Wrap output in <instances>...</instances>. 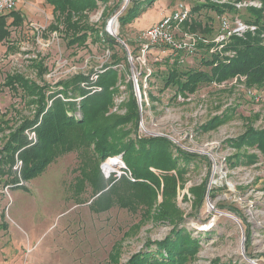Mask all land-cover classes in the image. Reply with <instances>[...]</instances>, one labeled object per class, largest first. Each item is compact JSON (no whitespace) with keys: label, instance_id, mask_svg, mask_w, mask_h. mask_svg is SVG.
Wrapping results in <instances>:
<instances>
[{"label":"rangeland","instance_id":"374dc122","mask_svg":"<svg viewBox=\"0 0 264 264\" xmlns=\"http://www.w3.org/2000/svg\"><path fill=\"white\" fill-rule=\"evenodd\" d=\"M166 3L172 10L180 3L189 8V19L181 25L178 36L187 33L197 39L195 52L149 53L143 63L139 60V32L134 29L158 22L159 9ZM116 4L117 0H110L106 6H99L88 15V23L115 39L109 29L114 18L116 36L128 51L122 48L125 55L118 50L108 51L91 43V39L82 47H68L60 33L48 31L54 20L52 8L44 0H18L23 24L11 28L9 40L0 43V150L4 137L23 119H31L34 111L33 105L26 102L29 100L22 101L3 87L7 75L20 74L39 86L55 87L60 81L82 74L92 81L80 87L96 94L101 91L95 84L97 75L104 72L105 66L113 65L115 53L120 59L113 67L119 77L118 92L107 116H123L130 95L139 107L136 83L142 104L130 138H163L171 144L173 157L178 159L176 153L184 152L195 158L189 162L179 158L177 168L165 175L152 170L160 181L163 175L176 180L175 192L168 197L161 182L153 206L140 199V191L126 184L133 180L122 155L110 156L100 164L102 188L81 181L79 158L74 152L55 159L21 189L7 186L10 179L0 176V251L4 263L126 264L131 256L145 250L147 242L165 239L177 224L200 240L199 251L188 264H264V156L258 144L238 142L250 129L264 131V87L248 86L245 77L203 83L191 94L164 85L172 71L208 73L203 63L215 54L210 52L215 45H207L218 35L220 21L227 19L231 26L235 21H253L251 10H262L261 2L160 0L134 21V28L132 24L119 27L117 18L125 10L121 12L123 3L118 12L104 18ZM208 4L226 9L221 15L207 8L192 12ZM262 15L264 22V10ZM231 37L217 51L220 60L234 56L226 49ZM260 38L264 45V34ZM59 98L77 103L74 118L80 121L81 97ZM214 119L217 122L208 128ZM31 133L25 132L28 140ZM31 139L35 140V133ZM118 157L120 166L115 167ZM109 165L112 168L108 170ZM203 186L205 192L199 199L195 189ZM159 205L164 211L169 209L171 221L156 216ZM116 256L115 262L112 257Z\"/></svg>","mask_w":264,"mask_h":264},{"label":"trees","instance_id":"16d2710c","mask_svg":"<svg viewBox=\"0 0 264 264\" xmlns=\"http://www.w3.org/2000/svg\"><path fill=\"white\" fill-rule=\"evenodd\" d=\"M156 1L158 0H145L139 3V0H133L118 16L119 27L132 24ZM259 1L263 9L251 10L254 15L253 21L244 23L254 27L255 30L245 32L243 37L230 38L226 49L232 50L234 56L220 60L219 52H216L217 54H213L203 63L209 68L208 73L172 71L168 73L164 85L166 87L174 85L178 92L191 94L203 83H221L229 78L245 77L248 86L264 87V45L260 38L264 34L262 21L264 0ZM44 2L52 8L54 20L49 25L48 31L60 33L68 47H82L91 39V43L107 48L108 51L118 50L125 55L116 39L88 23V15L96 11L99 6H106L110 0H44ZM120 3L122 4V0H117L114 8L105 12L104 18L118 12ZM197 8H207L219 15L226 9L225 6L208 4L193 8L192 12L199 11ZM22 24L23 18L19 12L14 11L7 16H0V43L9 40L11 28L16 29ZM120 38L122 39L121 35ZM212 44L215 45L212 42L207 46L212 47ZM112 58L113 65L105 66L104 72L97 75L98 80L95 84L101 88V91L96 94H89L84 90L86 88L80 87L83 83L91 82L89 77L82 74L60 81L55 87L39 86L20 74L5 77L3 87L19 95L22 101L29 100L26 102L34 108L31 119H23L16 129L11 130L4 137L0 150V176L10 179L7 186L12 189L24 188L23 183L36 178L55 159L74 152L79 158L78 170L82 182H89L92 186L99 185L98 188H102L104 182L100 173V164L110 156L122 155L133 180L126 181V184L140 191V199L143 202L153 206L161 182L164 196L173 195L176 180L164 175L177 168L179 158L189 162L195 157L184 152L176 153L178 159L173 157L170 151L171 144L163 138L149 140L130 138L132 129L137 125L139 112L133 95H130L127 111L123 116H107L118 92L116 85L119 77L113 67L119 64L120 59L115 53ZM59 96L63 99L81 97L78 104L82 115L80 121L74 118L77 103L63 102ZM49 102L51 104L47 108ZM216 122V119L212 120L208 128H213ZM26 131L35 133L34 141L28 140ZM238 142L258 144V149L264 156V131L255 132L250 129ZM88 170L89 172L86 173ZM152 170L164 174L161 181ZM89 173L92 178L88 177ZM195 191L199 193L200 199L205 188L203 186ZM156 214L157 217L171 221L169 209L164 211L161 205ZM175 222H181V219H176ZM199 248L200 240L193 238L188 230L179 228L175 224L165 239L147 242L145 250L131 256L126 264H188L195 259ZM112 258L115 262L118 259L117 256Z\"/></svg>","mask_w":264,"mask_h":264},{"label":"built area","instance_id":"2783aa9c","mask_svg":"<svg viewBox=\"0 0 264 264\" xmlns=\"http://www.w3.org/2000/svg\"><path fill=\"white\" fill-rule=\"evenodd\" d=\"M122 3L124 6V1ZM17 6L18 0H0V16H7L11 12L16 11ZM189 15V8L185 4L180 3L168 15L164 16L152 27L140 32L138 35L141 45L139 51L141 57L139 56V60L144 63V59L149 53L151 56L158 54L171 55V53L193 54L198 44V40L187 33H181L180 36H178L181 25L188 21ZM112 20H114V18L110 21ZM254 30V27L247 26L240 21H235L231 26L227 19H223L220 21L219 33L213 41L216 46L211 48L210 52L216 53L217 51H220L223 42L225 43L230 36H240L247 31L253 32ZM134 86L137 103L139 105L138 108L141 109L142 97L136 83ZM173 96H178V94L173 93ZM176 98L180 100V97ZM33 136L34 133H31V138ZM31 138L29 139L32 140Z\"/></svg>","mask_w":264,"mask_h":264},{"label":"crops","instance_id":"0c3cea01","mask_svg":"<svg viewBox=\"0 0 264 264\" xmlns=\"http://www.w3.org/2000/svg\"><path fill=\"white\" fill-rule=\"evenodd\" d=\"M158 1H160V0H158ZM165 1H166V0H165ZM45 4H46V3H45ZM46 5H47V4H46ZM47 6H49V5H47ZM166 6H167V3H166V5H164L163 7H161V8L159 9L160 19H162L164 16L168 15V14L172 11V8H167ZM49 7H50V6H49ZM50 8H51V7H50ZM15 12H18V11L16 10ZM138 19H139V18H138ZM160 19H159V20H160ZM159 20H158V21H159ZM8 22H10V19L8 20ZM134 23H135V22L132 23L133 28H134ZM155 23H157V21H156ZM155 23H154V24H155ZM154 24H153V25H154ZM153 25H152V26H153ZM130 26H131V25H130ZM152 26H151V27H152ZM149 27H150V26H149ZM149 27H146L145 29L142 28L141 30H138V29H134V30H136L137 32L140 33V32H142V31H144V30H147ZM2 254H3V253H1V251H0V264H6V263H4V260H5V259H4V257L2 256Z\"/></svg>","mask_w":264,"mask_h":264},{"label":"bare ground","instance_id":"6f19581e","mask_svg":"<svg viewBox=\"0 0 264 264\" xmlns=\"http://www.w3.org/2000/svg\"><path fill=\"white\" fill-rule=\"evenodd\" d=\"M129 1V0H128ZM116 21L115 20H112V21H110L109 22V29H110V31H111V33H113V34H117V27H116V23H115ZM177 54H179V53H177ZM135 83V82H134ZM119 161V159L117 158V159H115V164H114V166L115 167H118V166H120V162H117V161ZM107 168H108V170L110 169V168H112V165H109V166H107ZM242 250V249H241Z\"/></svg>","mask_w":264,"mask_h":264},{"label":"water","instance_id":"95a60500","mask_svg":"<svg viewBox=\"0 0 264 264\" xmlns=\"http://www.w3.org/2000/svg\"><path fill=\"white\" fill-rule=\"evenodd\" d=\"M124 1V6L122 7V9H121V12L125 9V7L127 6V4H128V0H123ZM120 12V13H121ZM114 37H115V39H116V41L119 43V45L125 50V52H127L128 53V51H127V48H126V46L117 38V36L116 35H113ZM118 159H120V157H118ZM250 264H254L253 262H249Z\"/></svg>","mask_w":264,"mask_h":264}]
</instances>
